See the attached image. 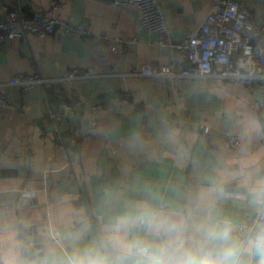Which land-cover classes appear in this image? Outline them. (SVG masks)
<instances>
[{
    "label": "crops",
    "instance_id": "1",
    "mask_svg": "<svg viewBox=\"0 0 264 264\" xmlns=\"http://www.w3.org/2000/svg\"><path fill=\"white\" fill-rule=\"evenodd\" d=\"M58 1L59 16L85 22L90 35L56 29L0 44V82L33 72L54 79L27 91L7 86L16 109L0 105L4 264L62 261L97 242L113 218L142 208L170 217L193 239L227 219L245 241L242 232L264 205L257 196L264 187L257 89L182 75L184 59L140 29L134 7ZM157 1L169 35L180 40L197 29L213 0ZM241 1L264 25V0ZM3 5L30 13L44 11L48 0H0V18ZM143 65L159 74H136ZM72 68L91 76L58 80ZM61 95L72 106L64 127L49 117ZM228 133L238 135V147L225 146ZM257 259L255 251L244 253V264Z\"/></svg>",
    "mask_w": 264,
    "mask_h": 264
},
{
    "label": "built area",
    "instance_id": "2",
    "mask_svg": "<svg viewBox=\"0 0 264 264\" xmlns=\"http://www.w3.org/2000/svg\"><path fill=\"white\" fill-rule=\"evenodd\" d=\"M112 5L123 8L134 7L142 31L155 35V42L178 53L185 61L181 71L185 76L215 77L242 84L246 89H257V106L264 118V25L252 14L250 8L241 0H213L210 10L200 22L197 29L180 40L173 39L167 30L164 14L157 0H112ZM63 4L58 0H48L44 11L26 13L19 7L2 6L0 18V44L9 38H23L27 35L44 37L53 34L56 29L60 35H90L85 22L73 24L59 16ZM138 75H157L151 65H143ZM84 69L72 68L63 71L59 81H72L90 77ZM54 79L42 77L37 72L16 73L7 81L0 82V105L16 109L5 93L7 86L18 87L27 91L53 83ZM123 101L128 102L130 92L125 91ZM78 100V98H76ZM58 111L49 117L55 122L66 119L65 113L72 106L64 95L58 98ZM96 110V107H93ZM90 125L96 123L91 119ZM240 139L236 133L225 137L227 148H236ZM25 195L33 192L23 191ZM250 225L242 232L244 240L254 237L264 228V205L251 216ZM0 228V264H4V255Z\"/></svg>",
    "mask_w": 264,
    "mask_h": 264
},
{
    "label": "clouds",
    "instance_id": "3",
    "mask_svg": "<svg viewBox=\"0 0 264 264\" xmlns=\"http://www.w3.org/2000/svg\"><path fill=\"white\" fill-rule=\"evenodd\" d=\"M257 196L264 199V187ZM133 229L146 235H132ZM253 251L258 257L256 264H264V228L242 241L226 219L193 239L170 217L142 208L113 218L97 242L50 264H244V253L250 258Z\"/></svg>",
    "mask_w": 264,
    "mask_h": 264
},
{
    "label": "water",
    "instance_id": "4",
    "mask_svg": "<svg viewBox=\"0 0 264 264\" xmlns=\"http://www.w3.org/2000/svg\"><path fill=\"white\" fill-rule=\"evenodd\" d=\"M75 109H76V108H75ZM258 112H259V110H258ZM65 117H66L67 119L71 118V117H72V113H71V112H67V113H65ZM259 121H260V125H261V128H262V131H263V133H264V118L261 116L260 112H259ZM65 124H66V122L63 121V122L61 123V127H64ZM60 130H62V129H60ZM79 143H80V141H79ZM255 255L257 256L256 253H255Z\"/></svg>",
    "mask_w": 264,
    "mask_h": 264
},
{
    "label": "trees",
    "instance_id": "5",
    "mask_svg": "<svg viewBox=\"0 0 264 264\" xmlns=\"http://www.w3.org/2000/svg\"><path fill=\"white\" fill-rule=\"evenodd\" d=\"M54 91H55V90L53 89L51 92H54ZM68 103H70L69 100H68Z\"/></svg>",
    "mask_w": 264,
    "mask_h": 264
}]
</instances>
